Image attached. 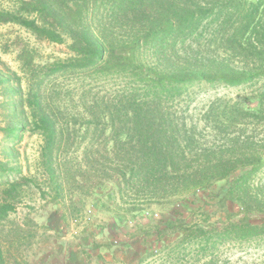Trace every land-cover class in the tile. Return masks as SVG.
<instances>
[{
	"label": "trees",
	"instance_id": "1",
	"mask_svg": "<svg viewBox=\"0 0 264 264\" xmlns=\"http://www.w3.org/2000/svg\"><path fill=\"white\" fill-rule=\"evenodd\" d=\"M19 1L25 9L15 22L67 48L65 57L40 65L19 96L44 140L58 143L67 122L53 118V108L62 93L74 92L72 101L98 133V172L121 183L128 210L164 201L182 207L146 225L153 237L149 255L136 264H215L225 244L264 242V197L254 184L264 171V140L249 143L234 134L242 125L255 130L264 123V84L248 98L252 105L211 102L198 134L189 119L196 87L217 91L264 79V64L206 59L191 45L218 42L232 59L245 44L264 60L258 2L64 0L61 10L49 0ZM225 10L230 15L221 17ZM48 82L58 91H47ZM53 158L49 153L48 162ZM11 208L3 204L0 213Z\"/></svg>",
	"mask_w": 264,
	"mask_h": 264
},
{
	"label": "rangeland",
	"instance_id": "2",
	"mask_svg": "<svg viewBox=\"0 0 264 264\" xmlns=\"http://www.w3.org/2000/svg\"><path fill=\"white\" fill-rule=\"evenodd\" d=\"M49 1L64 9V0ZM243 1L258 2L259 10L264 11V0ZM24 9L19 0H0V206H12L6 214L0 213V259L5 264H136L149 255L153 237L145 232L146 225L166 219L182 207L164 201L128 210L130 200L118 190L121 183L112 180L109 171L106 175L98 172V133L92 124L87 125L91 119L87 112L72 101L74 92L62 93L53 108V118L67 122L58 132V143L44 140L35 116L19 104V96L27 92L38 67L53 57H65L67 48L65 43L38 39L15 22ZM224 15L230 13L225 10L221 17ZM191 45L206 59L228 60L234 65L264 64L252 46L245 44L232 59L228 58L230 50L218 42ZM49 83L45 87L50 92L53 85ZM263 84L260 79L253 85L217 91L196 87L198 96L189 108V119L197 123L196 134L211 102L220 98L218 104L252 105L248 98ZM72 85L68 91H73ZM55 87L57 92L60 86ZM252 128L242 125L234 134L239 135V141L261 143L264 123ZM10 130L16 132V138L8 135ZM210 135L206 134L205 140H210ZM104 136H109L108 130ZM111 143L106 142L107 149ZM49 153L54 157L51 162ZM254 184L264 197V171ZM229 206L235 210L233 204ZM159 245L155 243L152 251ZM215 264H264V242L225 244Z\"/></svg>",
	"mask_w": 264,
	"mask_h": 264
}]
</instances>
